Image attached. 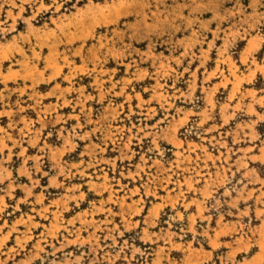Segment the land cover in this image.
<instances>
[{"label":"rangeland","instance_id":"obj_1","mask_svg":"<svg viewBox=\"0 0 264 264\" xmlns=\"http://www.w3.org/2000/svg\"><path fill=\"white\" fill-rule=\"evenodd\" d=\"M0 264H264V0H0Z\"/></svg>","mask_w":264,"mask_h":264}]
</instances>
